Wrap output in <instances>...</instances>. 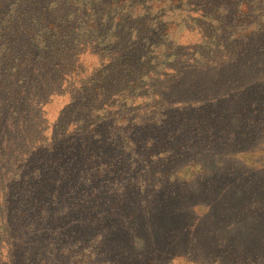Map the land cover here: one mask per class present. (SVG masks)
I'll use <instances>...</instances> for the list:
<instances>
[{
	"label": "trees",
	"instance_id": "1",
	"mask_svg": "<svg viewBox=\"0 0 264 264\" xmlns=\"http://www.w3.org/2000/svg\"><path fill=\"white\" fill-rule=\"evenodd\" d=\"M186 32L199 33V41L182 45ZM186 65L191 77L220 71L215 88L198 93L202 101L222 98L262 122L264 0H0V128L2 112L13 105L20 109L15 114L28 109L47 120L46 107L61 99L59 111L69 117L55 124L48 144L36 129L32 146L22 144L49 153L52 164H40L39 153L19 167L0 158V264H32L30 245L41 238L50 248L39 245V254H52L56 238L42 232L52 229L49 214L67 210L86 182L121 176L122 161L135 163L139 155L145 170L170 162V137L152 148L151 138L138 140V133L175 120L168 87L182 82ZM185 122L177 116L178 133ZM2 145L3 152L11 149ZM198 166L171 168L154 190L161 181H187L182 171ZM149 180L140 178L152 189ZM96 243L70 264H115L95 260ZM244 264L264 262L250 257Z\"/></svg>",
	"mask_w": 264,
	"mask_h": 264
},
{
	"label": "rangeland",
	"instance_id": "2",
	"mask_svg": "<svg viewBox=\"0 0 264 264\" xmlns=\"http://www.w3.org/2000/svg\"><path fill=\"white\" fill-rule=\"evenodd\" d=\"M199 39V33L186 32L181 43L191 45ZM188 68L184 66L181 83L166 85L176 99L172 119H186L180 127L186 137L179 139L175 120L161 130L138 133V140L151 138L152 148L158 147L160 138L170 137V162L145 170L139 152L135 163L122 161L121 176L116 175L120 179L112 175L101 182L83 184L67 210L57 208V213L49 214L52 229L42 232L56 238L54 252L42 256L38 248L48 250V242L42 238L40 246L32 242V264L75 263L72 255L96 241L95 260L115 264H244L250 257L264 262V120L256 121L258 114L245 113L235 103L227 106L222 98L220 103L202 101L198 93L211 92L214 80L221 79L220 71L191 77L185 72ZM65 103L59 99L49 104L47 120L28 109L15 114L20 110L16 105L2 112L6 127L0 128V145L11 149L0 150V158L19 167L20 161L35 160L39 153L40 164H52L49 153L35 151V147L26 149L22 144L32 146L35 129L41 130L46 144L51 142L55 124L69 119L59 111ZM196 130L191 138L190 133ZM190 139L193 142L188 143ZM191 162L199 168L182 171L187 181L177 186L161 181L154 190L155 181L166 178L167 171ZM142 177L150 179L152 189L141 185Z\"/></svg>",
	"mask_w": 264,
	"mask_h": 264
}]
</instances>
